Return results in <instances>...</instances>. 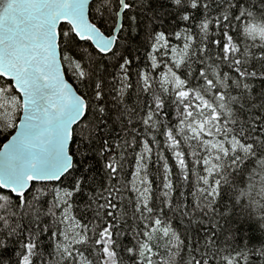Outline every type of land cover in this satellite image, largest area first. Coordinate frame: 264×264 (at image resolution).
<instances>
[{"label": "snow or ice", "instance_id": "1", "mask_svg": "<svg viewBox=\"0 0 264 264\" xmlns=\"http://www.w3.org/2000/svg\"><path fill=\"white\" fill-rule=\"evenodd\" d=\"M0 264H264V0H0Z\"/></svg>", "mask_w": 264, "mask_h": 264}]
</instances>
